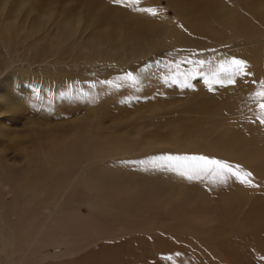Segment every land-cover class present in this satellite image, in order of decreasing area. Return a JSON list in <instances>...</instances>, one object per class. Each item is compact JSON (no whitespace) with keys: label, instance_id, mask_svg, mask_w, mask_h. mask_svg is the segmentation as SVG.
<instances>
[{"label":"bare ground","instance_id":"6f19581e","mask_svg":"<svg viewBox=\"0 0 264 264\" xmlns=\"http://www.w3.org/2000/svg\"><path fill=\"white\" fill-rule=\"evenodd\" d=\"M100 1L101 0H91L83 9L70 12L67 6L63 4L62 0H0V42L4 46V49L10 52L6 58L7 62L2 72L5 73L6 70L8 71L7 68L9 67L10 73L13 72L15 75V77L9 75L8 72L5 76L3 75L0 77V264H11L13 260L11 256L14 248L19 245L20 242H23V245L28 242L27 245L30 247L35 243L39 235L47 236L52 231L57 230V228H63L64 225L72 220H75L74 225H76L79 220L88 221V219H90L93 220V222L90 224L88 223V225L95 227V219L107 218L109 220V217H111V221L118 224V233L113 235L117 237L118 240H115V243L108 242L107 244H103L104 249L100 251V254L104 252L108 253V249H112L119 244L117 253L120 258H123L125 257L123 251V247L125 249V246L120 244L130 242L135 237L138 238V236H134V238H123L122 235L125 231V215L133 211L135 204L139 203L141 197L144 196L143 198H149L144 191L154 194L155 199L160 202L159 204H163L167 208V211L173 212H175V208L173 207L174 210L171 209L173 206V204L171 206V203L179 201L178 203L181 205V201L182 203L183 201L186 203L188 198L191 197L192 199H189V202L193 201L194 204L198 202L194 200V198H201L202 194H199L198 197H196L198 194L192 197L189 190L186 191L189 187V183L183 182L176 184L174 177L168 176L170 174H168L169 171H167L168 175L166 174V176L163 177L165 180V182H163L164 180L162 179L163 181H161L157 175L153 174L152 171L147 168V166L143 167L142 165L138 166L136 164V166L134 165L135 167L131 165L130 168H116L115 164L121 163L124 159H135L139 153L141 154L145 145H148V148L150 146L153 148H168L171 144L173 145L172 140L163 135L148 136L143 139V134L137 127L124 130L127 125H122L129 119L128 114L111 117V123L105 126L104 117L109 116L110 113L103 102V98H99L103 91L101 87L93 89V94L98 96V100L93 106H95L97 110L102 108V106L105 107L101 114H98L97 110L91 108V106L92 113L89 108L88 112L79 114L77 112V103L75 101L69 103L72 100L78 101L77 99L80 96L79 91L73 83H75V80L77 81V72L80 71V65H89L93 62L100 63L110 58L119 57L121 54L127 56V51H129V49L133 50L143 45L144 49L142 48V51H138V53L133 50L134 53L130 57L127 59H125L126 57L121 58L118 64H123L131 59H137L140 56H145V49L149 48L153 40H158L166 45L171 44L170 42L172 41H178V39L182 37V29L184 27L192 29L195 25L203 24L215 28L217 23L220 22L222 26H225L226 32L232 34L234 31L230 30L237 28L238 23L235 22L241 23L243 25L242 27L246 29L248 27L250 28V26H248L250 21L247 19V21H243V19L237 18L239 17L238 15L230 19V16L236 12H234V4L229 0H222L220 3L214 5L206 4L201 6L200 9H196L194 5H186L185 10L187 12L180 14V17L183 18V22H181V25L179 24L180 26L177 22L167 17L164 11L167 7H162V5H160L161 1L159 0H140V4H129L127 6L114 4L113 7L110 2V7L105 10L104 13H102L100 9H93V5H96ZM84 2H87V0H84ZM174 4H176V1ZM260 5L261 3L258 4L257 7L255 6L256 9ZM149 7L156 8L158 14L152 16L149 13L136 10L137 8ZM252 8V6H249L247 10L249 13L254 14L253 9H256ZM131 10L134 11L133 13L138 18L131 16ZM102 17H106V20L102 21ZM177 21L179 23L178 19ZM237 35L238 37L242 36H239V34ZM244 37L248 36H242L244 42L240 39L242 43L237 44L238 49H241L239 47H251L256 45L257 41H246ZM263 39H260L261 42ZM180 40H182V38ZM43 46H47L50 50L51 57L47 60H42L47 66L43 64L40 65V67L37 66L38 68L35 69V66L31 67V64L28 65L32 62L31 61L28 63L24 62L31 68H28V66L17 67L18 63L22 64L24 61V58H22L23 56L21 57V48L27 49L30 47L32 50H39ZM77 49H82L83 51L80 50L78 56L74 55L70 62L67 61L65 64L66 66L63 64L64 68H62L67 71L63 70L60 73L58 72V76L56 77L57 74L52 73L53 70L51 71L52 67L49 63L56 65L59 60L64 59V55L62 54L71 51L77 52ZM23 52L25 53L24 50ZM56 53H59L57 57L58 60L56 63H53L55 61H52V59H54L52 56ZM129 55L130 54H128V56ZM231 55L235 56L233 53ZM24 57H26V55ZM214 59V61H216L215 57ZM26 60L30 61L27 57ZM66 60L67 59H65V61ZM36 62H38V60ZM16 63L17 66L15 65ZM76 69L78 70L76 71ZM156 73L160 76L161 70ZM52 74L56 75L53 77ZM154 77L155 75L150 77L151 80L148 82V87H150V84L157 87L159 86L158 80L162 81L160 77L158 80ZM51 82L55 84L53 85ZM34 89H38L39 91H34ZM89 90H85V93H88V95L91 94ZM75 91L77 92L78 98L77 96L75 97ZM61 92L70 93L71 95L70 97L62 99L60 97ZM21 94L25 97L21 96ZM49 94H51L52 97L55 95V99L62 100L61 102L63 104L60 105V102L58 103L57 101L58 104L55 106V108L58 109L55 114L59 113L61 116L58 115L53 117L52 115L53 118L44 119L40 118L38 114L32 113L28 123L23 120V123L27 127L29 126L28 129L23 131V128L20 130L11 124L10 121L12 120L9 117L11 115H14L12 119H14L13 117H20L18 114L24 109L23 105L21 109L17 107L20 106V104H25L21 102L22 100L29 97L33 102L37 100L44 105L43 103L51 98ZM214 95L218 94L214 92ZM198 96L203 97V99L207 98L204 97L202 91H198L194 96L195 100H188L183 106L189 111L193 101H195V103L199 102V100H197ZM66 100L67 102H65ZM86 101L92 105V102L87 100L86 96H84V99L80 101V103ZM27 103L29 104V102ZM66 104L68 107L70 105L71 108H68L69 110L66 111V115L62 116V111L66 109L63 105ZM31 105L33 106V104ZM47 105L49 106L50 104ZM45 106L46 105H44V107ZM165 107L166 106L150 105L147 109L151 112L158 110L162 113ZM142 111L143 110H138L136 116H139ZM31 112H33V110ZM256 126L251 125L250 127L255 128ZM5 129H9V132L15 137L23 136L19 139V144L23 146L14 147L8 141L9 139L4 141L2 135ZM262 131L264 132L263 129H253L249 136H252L253 139H255L254 141L258 142L264 137ZM29 135H31L30 143H28L29 138H27ZM228 136L236 139V142L241 145L247 143L245 139L248 137L244 138L240 131H233V133ZM230 143L231 140L228 143L231 146L232 144ZM254 144L256 145V143ZM254 144L252 142L253 146H255ZM10 148L14 149L13 152H19V155H9L8 151ZM253 149L254 148L251 147V150ZM249 153L253 152L249 151ZM263 153L262 155H264ZM158 170H160V168H158ZM162 171L165 172V169ZM172 173L173 172H171V174ZM85 192H87L86 197H80L81 193L84 195ZM187 192L190 194H187ZM224 195H227L225 196L226 199H224L227 203L232 202L229 201L230 196H228V194ZM237 195L235 194V196L239 198ZM154 197L151 196L153 199ZM218 197H216V199H218ZM220 197L224 196L221 195ZM147 201L149 209V205L151 206L153 202H150L151 200L149 201V199ZM84 204L89 206L87 207V213L81 211L82 205ZM187 204V207L190 206ZM239 204H241V202H239ZM47 205L53 206L54 213H52V211L48 212ZM141 205H143V203ZM182 205L180 209L184 208ZM231 205L232 204H230V206ZM236 205L238 204L236 203ZM237 207L239 208V206ZM168 208L171 210H168ZM177 208L178 206L176 209ZM233 209H235V207ZM166 210L164 211L168 214ZM58 214H65V217L60 218L55 216ZM161 214H163V212ZM177 214L178 213H174V215ZM225 214L230 215V213ZM237 214L239 213L237 212ZM245 214L247 215V212ZM146 215L148 216L147 213ZM234 215H236V213H234ZM245 217L246 216H244V220L247 222L249 216H247V219H245ZM228 220L229 217L225 222H228ZM234 220H236V218ZM244 220L242 222H244ZM233 223L235 224V221ZM67 227L70 226L68 225ZM97 233L99 232L97 231ZM33 234L34 240L29 242ZM103 235L95 234L96 237H99L98 239L102 238ZM63 238L64 240L67 239L65 236ZM44 239L45 237L38 243V248L43 258H57L63 255L73 256L75 254L74 249L65 244L63 239L53 238L48 240L47 244H45ZM104 241H107V239L103 238L102 242ZM136 251L138 252V248ZM37 253L40 255L39 252ZM89 253L92 254L93 257L100 255L99 251L94 250H89ZM117 263L115 262V264ZM122 264L125 263L122 262Z\"/></svg>","mask_w":264,"mask_h":264},{"label":"rangeland","instance_id":"374dc122","mask_svg":"<svg viewBox=\"0 0 264 264\" xmlns=\"http://www.w3.org/2000/svg\"><path fill=\"white\" fill-rule=\"evenodd\" d=\"M159 1H161L160 5H162V7H167L164 10L167 17L170 20L177 22L178 25H181L183 18L180 17V14L187 12L185 10L186 5H194L196 9H200V7L203 5L218 4L222 0ZM173 1L174 3L176 1V4H174ZM229 1H232L234 4V12H236L230 16V19L238 15L239 17L236 16L237 18L241 20L243 19V21H250H248V26H250V28L247 26L248 28L244 29L241 23L235 22L238 23L237 28L230 30L234 31L231 34L230 32H226L225 26H222L220 22L217 23V28L203 24L195 25L192 29L189 27H184L182 29V37H180L182 40L178 39V41H172L169 45L163 44L158 40H153L149 48L145 49V56H140L137 59H131L130 61L128 60L123 64H118L121 58L126 57L125 59H127L130 57L134 53L133 50L135 52L142 51L143 45L138 47L139 49H129V51H127L128 54H130L129 56L128 54L127 56L121 54L119 57L110 58L100 63L93 62L89 65L82 64L80 65V71L77 72V81L75 80V83H73L75 84L76 89L79 91V98L77 92L75 91V97L77 96V100L79 102L76 100L69 102L73 103L75 101L77 103V112L79 114L88 112L90 106L91 108L96 109L93 105L97 102L98 96L93 94V89L101 87L103 91L101 92L102 95L99 98H103V102L110 113L109 116L104 117L105 126L111 123V117H114L115 115L128 114L129 119L124 125H122H127L124 130L137 127L142 132L143 139L148 136L155 135H163L164 137L171 139L173 145L171 144L168 148H153L151 146L148 148V145H145L141 151V154L139 153V155L135 158L136 160L124 159L121 163H116L115 166L116 168H130L131 165L135 167L136 164L138 166L142 165L143 167L147 166V168L151 170L153 174L157 175L161 181L164 180L163 177L166 176L167 171H169L168 174H170L167 175L174 177L176 184L183 182L189 183V187L186 191L189 190L192 197L193 195L195 196L197 194L198 195L196 197H198L199 194H202L201 198H194V200H197L198 202L196 201L197 203L194 204L193 201H191L192 203L189 202V199H192L190 197L188 200L186 199V203L183 201L184 204L181 201V205L183 204L182 207L184 206V208L181 209V205L178 203L179 201L175 203L170 202L171 206L173 204L171 209L174 210L175 208V212L167 211V208L163 204H159L160 202L155 199L154 194L144 191V193H146L149 198L145 197V199L143 198L144 196L141 197L139 203L135 204V208L133 207V211L130 214L125 215V231L122 235L123 238H134V236H138V238L135 237L130 242L120 244L125 246V249L123 247L125 254V257L123 258H120L117 253V247L119 244L114 246L112 249H108V253L104 252L100 254V251L104 249L103 244H107L108 242L115 243V240H118L117 237L113 236L118 233V224L114 221H111V217H109V220L107 218H101L99 220H97L98 218L95 219V227L88 225V223L90 224L93 222V220L90 219H88V221L79 220L76 225H74L75 220H72L68 224L64 225L63 228H57V230L52 231L47 236L39 235L35 243H33L30 247L27 245L28 242L24 245L22 244L23 242H20V244L14 248L11 256L13 259L12 262L10 259L11 264H115V262H118L117 264H122V262L125 264H264V155H262L264 152V137L260 139L262 141L259 140L256 142L252 136H249V134H251V130L253 129L264 130V124L259 123L260 113L257 108V102L252 99V94L260 88L259 81L264 80V44H261L264 43V0ZM62 2L65 6H67L70 12H72L73 10L76 11L83 9L91 2V0H87V2H84V0H62ZM110 2L112 4L111 6L113 7L114 3L112 0H101L96 5H93V9H100V11L104 13L105 10L110 7ZM257 3H261V5L258 7L259 10L258 8L256 9L258 5ZM249 6H252L256 9L254 10L252 8L254 14L249 13L247 10V7ZM133 12L134 11L131 10V16L138 18ZM101 19L102 21H105L106 17H102ZM177 19L179 20V23ZM222 22L224 23L223 20ZM237 34H239V36H248L244 37L246 41H257L256 45L253 44L255 46L251 47H239L241 49H238L237 44L244 42V40L242 36L238 37ZM260 39H263L262 42ZM3 49L4 46L0 42V77L3 75L5 76V74L8 72L9 75L15 77L13 72L10 73L9 67L7 68L8 71L6 70L5 73L2 72L4 71L5 64L7 62L6 58L10 54L8 50ZM34 50H32L30 47L27 49L21 48L20 51H22V54L20 52L19 53L21 54V57L23 56L22 58H24V61L22 64L18 63V66L17 63L15 65L17 67H27L31 64L30 66H35V69L43 64L47 66V64L42 62V60H47L51 57L49 48L47 46H43L39 50ZM80 50L77 49V52L71 51L67 52L66 54H62L65 56H63L64 61L59 60V62L62 61L60 64L57 62L59 65L56 63L59 53L54 54L52 58L56 59H52V61H55L53 63H56V65L49 63V65L51 64L52 67L51 71L53 70L52 73L57 74H52L53 77L55 75L57 77L58 72L60 73L63 70L67 71L63 69L64 65L67 63V61L70 62L74 55L78 56L80 54ZM232 53L236 57L244 59L248 62V68L246 71L252 73V75L238 77L237 82L234 85H225L224 87L216 85L214 91L210 90L204 83L203 79L199 77L191 81V83L194 85L192 88H180L178 85L171 83L166 84L162 82L163 79H161L162 81L158 80L160 76H158L156 72L160 71L161 69L156 68L155 66L149 71V73H140L141 68H143L146 64H153V62L156 60H160L162 64L169 60L179 61L182 59H209L215 62L214 57L216 60L219 58H230ZM25 55L28 59H30V61L26 60V57H24ZM65 59L67 60L65 61ZM37 60L38 62H36ZM80 61L84 62L83 60ZM24 62L31 63L27 65ZM30 66H28V68ZM59 66L63 68L61 69ZM185 66H187V68L192 67L191 65H184V67ZM77 70L78 69H76V71ZM126 71H132L141 75V83L137 85V87L133 88L128 85H124L120 88H116L114 85L100 83V81L105 80H112L116 81L117 83H121L117 80V77L123 75V73ZM152 75H155L159 86L154 87V85L150 84V87H148V82H150V77ZM253 81H257V83L253 84ZM93 82H96L95 87L91 86ZM51 84L54 85L55 83L51 82ZM85 90H89V93H91L86 97L87 100L92 102V105L88 101L80 103V101L84 99V96L82 97V93H85ZM198 91H202L204 97L207 98L203 99V97L198 96L197 100H199V102L195 103V101H193L192 106L188 111L183 105L188 100H195L194 96ZM214 92L218 95H214ZM49 95L51 98L47 102L43 103L46 105L45 107L41 102L37 100H34L33 102L29 97L27 98L30 100L27 98L22 100L21 102L25 104H20V106L17 107L21 109L23 108V105L24 109H22L19 114L16 113L20 117H13L16 120L12 119V116L14 115L9 117L12 120L10 121L11 124L20 130L23 128V131L29 127L23 123V120L24 122L26 121L28 123L30 119L29 117H31L32 113L38 114L40 118L44 119H51L60 115L59 113L55 114V112L58 110L55 108V106L59 102L60 105L63 104L61 102L62 100L55 99V95L53 97L51 94ZM21 96L25 97L23 94H21ZM35 101H37L38 104ZM27 102H29V104ZM65 102H67V100ZM31 104H33V106ZM47 104L50 105L48 106ZM150 105L166 107L162 110V113H160L158 110L151 112L147 109ZM63 106H65L66 109L64 110L65 112L62 111V116H65L66 111L69 110L71 106L69 105L68 107L67 104ZM91 108L90 111L92 113L93 111ZM104 109L105 107L102 106V108L96 110L98 114H101ZM32 110L33 112H31ZM138 110L143 111L139 116H136V112ZM177 118L183 122L179 121ZM251 125H257V128L250 127ZM233 131H240L242 132L244 138L248 137L245 139L247 143L241 145L236 142V139L230 138L228 135L232 134ZM3 133L2 139L4 141L9 139L8 141L14 147L23 146L19 144V139H21L23 136L15 137L11 132H9V129L3 130ZM262 134L264 135L263 131ZM27 138H29L28 143H30L31 135H29ZM230 140V144H232L233 147L232 145L230 146L228 144ZM252 142L253 144L256 143V145L254 144L255 146H253ZM250 144L251 147L254 148L253 150H251ZM156 149H159L158 152ZM13 150V148H10L8 151L9 155H19V152H13ZM249 151L253 152L254 154L249 153ZM166 154H204L227 159L234 163H239L244 168L253 173L254 184L256 186H248L234 180H229L227 184H211L208 181L187 180V178L179 175L177 172L170 171L167 168H160V170H158V168L156 169V167H152L149 163H147V161H150L152 157ZM140 161H144L145 163H139ZM163 169H165V172L162 171ZM171 172H173L174 175L173 173L171 174ZM163 182H165V180ZM226 190L227 192L229 190L230 191L227 193ZM189 192H187V194H190ZM86 194L87 192H85L84 195L81 193L80 197H86ZM224 194H228V196H230L229 201L232 202L227 203V201L224 200L226 199L225 196L227 195ZM235 194H239L240 196L237 195L239 198H237ZM221 195L224 197H220ZM151 196L154 197V199L151 198ZM216 197H218V199H216ZM148 199L149 201L151 200L150 202L154 203H152L151 206L149 205L150 212L147 205ZM217 200H220L221 202H218ZM239 202H241V204H239ZM142 203L143 205H141ZM187 203L190 206L187 207ZM236 203L238 205H236ZM230 204L232 205L230 206ZM177 206L178 208L176 209ZM237 206H239L240 209ZM87 207H89L87 204L82 205L81 211L87 213ZM234 207L235 209H233ZM47 208L49 210L48 212L52 211V213H54L52 205H47ZM160 208L163 211H161ZM171 209L168 208V210ZM164 210H166L168 214H166ZM162 212L163 214H161ZM237 212L241 215L237 214ZM244 212H247V215ZM174 213L178 214L174 215ZM225 213H230V215ZM234 213H236V215H234ZM55 216L64 218L65 214H58ZM244 216H246L245 219H247V216H249L247 222H245L246 220H244ZM228 217V222H225ZM235 218L236 220H234ZM232 220L233 222L235 221V224L232 222ZM243 220L244 222H242ZM229 222H232L231 225ZM68 225L70 227H67ZM97 231L99 233H97ZM95 234L104 235L102 238L98 239L99 237H96ZM33 236L34 234L30 237L29 242L34 240ZM64 236L67 237V239L64 240ZM43 237L46 239H44L45 244L48 243V240L53 238L63 239L65 244L74 249L75 254L73 256L63 255L61 256L62 258H43L38 248V243L43 240ZM103 238L107 239V241L102 242ZM137 248L138 252L136 251ZM89 250L99 251L100 255L93 257L92 254L89 253ZM37 252H39L40 255H38ZM175 253H180V256L174 257L172 261L166 259L167 256L174 255Z\"/></svg>","mask_w":264,"mask_h":264},{"label":"snow or ice","instance_id":"6c2138e0","mask_svg":"<svg viewBox=\"0 0 264 264\" xmlns=\"http://www.w3.org/2000/svg\"><path fill=\"white\" fill-rule=\"evenodd\" d=\"M114 4L127 6L129 4H140V0H112ZM137 11L146 12L152 16L158 14V10L153 7L137 8ZM191 65V68L184 67ZM161 69L160 78L164 83L178 85L180 88H192V80L199 77L210 90H215V86L234 85L238 77L250 76L252 73L246 71L248 62L244 59L232 56L230 58H219L215 62L209 59H187L163 63L156 60L153 64H146L140 69V73H147L153 67ZM141 75L132 71H126L123 75L117 77L121 83L112 80L100 81L106 85H114L120 88L124 85L135 88L141 83ZM92 83V87H95ZM257 81H253L256 84ZM260 88L252 94V99L257 102L259 110V123L264 124V80L259 81ZM34 91H39L34 89ZM70 93L61 92L60 97H70ZM88 93H82L87 96ZM138 98V97H137ZM139 163H145L140 161ZM152 167L167 168L170 171L177 172L188 180L208 181L211 184H227L229 180L237 181L241 184L255 187L253 173L244 168L239 163L231 162L227 159L217 158L204 154H184L172 155L166 154L152 157L147 161ZM180 253L169 255L167 260L172 261L174 257H179Z\"/></svg>","mask_w":264,"mask_h":264}]
</instances>
